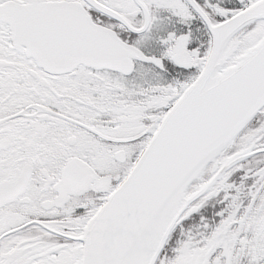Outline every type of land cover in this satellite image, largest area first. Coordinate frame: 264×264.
Listing matches in <instances>:
<instances>
[{
  "label": "snow or ice",
  "instance_id": "1",
  "mask_svg": "<svg viewBox=\"0 0 264 264\" xmlns=\"http://www.w3.org/2000/svg\"><path fill=\"white\" fill-rule=\"evenodd\" d=\"M0 264H264V0H0Z\"/></svg>",
  "mask_w": 264,
  "mask_h": 264
}]
</instances>
